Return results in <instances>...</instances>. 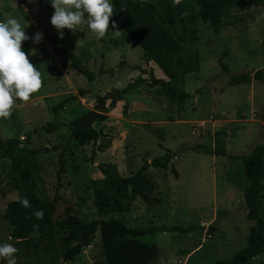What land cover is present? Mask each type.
<instances>
[{
    "label": "rangeland",
    "instance_id": "obj_1",
    "mask_svg": "<svg viewBox=\"0 0 264 264\" xmlns=\"http://www.w3.org/2000/svg\"><path fill=\"white\" fill-rule=\"evenodd\" d=\"M16 1L22 4L30 29L43 36L39 45L30 48L36 54L28 55L42 73V88L27 103L16 102L10 118L0 119V143L19 141L9 151L0 147V244L11 243L18 249L17 264H48L51 258L61 264H105L99 231L68 262L63 261V231L55 235L50 252L9 239L12 227L3 214L7 204L24 192L20 171L26 165L39 198L50 201L58 195L56 221L69 210L85 222L117 219L127 227L156 229L133 240L148 249L146 264H212L243 249L253 225L246 217L243 197L249 181L239 160L208 154L204 148L221 147L230 155L245 156L264 144V83H229L233 76L264 69V4L226 8L216 35L198 19L192 26L177 27L185 42L156 48L146 62L136 43L122 39L113 17L102 39L87 28L76 33L64 29L60 39L50 23L54 9L49 0ZM8 18L25 21L15 0H0V22ZM113 22L119 31L112 29ZM64 48L95 74L92 82L76 72L65 55L57 54ZM151 75L190 97L174 101V110L168 112L167 98L159 86L151 85ZM138 79L140 85L128 87ZM113 90L120 93L112 97ZM70 96L73 99L61 111L52 112L54 105ZM101 99L105 100L102 110L98 109ZM91 111L106 119L91 126L100 132L98 140L79 146L69 124ZM48 124L58 128L47 131ZM166 151L173 155L171 164L179 177L175 179L170 165L148 167L146 174L158 192L147 203L121 179ZM18 154L22 161L14 168ZM97 182L113 195L122 191L128 211L100 212ZM261 201L264 206V193ZM260 216L264 219V209ZM252 264H264V254Z\"/></svg>",
    "mask_w": 264,
    "mask_h": 264
},
{
    "label": "trees",
    "instance_id": "obj_2",
    "mask_svg": "<svg viewBox=\"0 0 264 264\" xmlns=\"http://www.w3.org/2000/svg\"><path fill=\"white\" fill-rule=\"evenodd\" d=\"M24 1V0H22ZM114 6L113 19L121 30V37L124 41L130 40L136 43L143 51L146 62L151 60L153 51L163 45L173 43L183 44L185 39L183 33L177 27H188L195 24L196 20L207 23L212 32L216 35L221 30L223 12L226 8L236 4L239 6L262 5L263 0H181V3L173 7V0H111ZM24 19L27 17L22 4L17 5ZM30 37V25L25 29ZM31 39L23 42L22 50L29 54ZM57 54L65 55L70 61L72 68L82 74L90 83L95 74L87 70L81 61L74 56L68 48H64ZM219 65L224 71H228L226 64L220 59ZM168 66V65H166ZM167 71V69H165ZM170 72V71H169ZM152 76L151 85L159 86L161 93L167 98L166 109L168 112L174 110V101H185L190 95L186 92L178 93L169 82L157 79ZM251 81L264 83V69H259L252 74H240L230 78L231 85L243 84ZM141 80L130 84L129 88L137 87ZM81 90L78 91L80 95ZM73 99V96L61 100L52 107L53 113L61 111L66 104ZM20 102V101H17ZM81 120L73 121L69 124L72 138L79 146L95 143L100 132L92 127L82 126ZM58 125L46 126L47 131L57 129ZM19 146L17 139H8L0 143V147L12 150ZM159 147H162L159 144ZM204 151L212 155H221L230 159L239 160L242 163L244 172L249 181V186L244 192V202L246 217L253 221L247 237L246 246L226 261H217L212 264H252L253 261L264 254V219L260 216L264 209L261 198L264 193L262 180L264 179V144L256 146L245 156H233L227 153L224 148H204ZM33 153H36L33 150ZM173 155L168 151L162 156L154 158L150 164L145 163L136 172L123 177L121 181L130 187L131 193L141 198L147 203L152 202V196L156 194L157 185L147 174L148 167L166 169L170 165V170L178 179L179 174L171 164ZM22 161V154L12 161V167L17 168ZM60 169L64 171L63 160L60 156ZM20 180L23 183L24 192L22 196L10 201L6 206L3 218L11 225L12 230L9 237L13 241L21 243L27 247L32 244L33 249L42 247L45 252H50L54 248L55 235L63 231L62 239L66 250L63 261L68 262L81 253L83 248L90 245V240L97 231L100 232L102 255L105 264H146L148 249L140 246L133 240L156 231L154 228L135 229L125 226L117 219L85 222L76 214L66 210V216L61 221H56L54 214L58 195L50 201H43L36 193V185L30 180L29 167L26 165L20 171ZM96 206L103 214L125 213L128 211V204L122 191L115 195L111 194L101 182L95 184ZM27 199L31 207H23L20 201ZM43 211V219H37L32 213ZM39 225L38 228H34ZM176 229V228H172ZM165 232L167 229L161 228ZM183 231V230H180ZM186 231V230H185ZM48 264L56 263L51 258Z\"/></svg>",
    "mask_w": 264,
    "mask_h": 264
},
{
    "label": "clouds",
    "instance_id": "obj_3",
    "mask_svg": "<svg viewBox=\"0 0 264 264\" xmlns=\"http://www.w3.org/2000/svg\"><path fill=\"white\" fill-rule=\"evenodd\" d=\"M54 13L50 23L57 30L59 38H64V29L73 33L87 28L97 39L106 36L110 28V19L114 12L111 0H49ZM181 0H173V7ZM264 19V16L261 17ZM29 22L22 24L16 18H8L0 22V119H8L17 101L27 103L34 93L43 86L42 73L33 65L28 54L22 50L23 42L30 39L25 29ZM112 29L119 31L115 22ZM33 43H40L42 33L31 37ZM36 49H30L32 55ZM23 207H31L25 198L20 201ZM37 219H43V211L32 213ZM35 225L34 228H38ZM11 239V237H9ZM18 249L11 243L0 244V260L6 264H17Z\"/></svg>",
    "mask_w": 264,
    "mask_h": 264
},
{
    "label": "water",
    "instance_id": "obj_4",
    "mask_svg": "<svg viewBox=\"0 0 264 264\" xmlns=\"http://www.w3.org/2000/svg\"><path fill=\"white\" fill-rule=\"evenodd\" d=\"M120 92L118 90H113L112 92V97H115L117 94H119ZM104 103H105V100L104 99H101L100 100V105L98 106V109L102 110L104 109ZM106 119V117L104 115H102L100 112L98 111H91L90 113H88L86 115L85 118L82 119L81 121V125L82 126H88V127H91L92 124L97 121V120H100V121H104Z\"/></svg>",
    "mask_w": 264,
    "mask_h": 264
},
{
    "label": "crops",
    "instance_id": "obj_5",
    "mask_svg": "<svg viewBox=\"0 0 264 264\" xmlns=\"http://www.w3.org/2000/svg\"><path fill=\"white\" fill-rule=\"evenodd\" d=\"M15 4L16 5H18L17 4V1L15 0ZM3 9H8V7H6L5 5H3ZM25 11V10H24ZM28 21V20H27ZM25 22V21H24ZM29 25H31V22L29 23ZM40 33V32H39ZM34 34H35V31H33L32 29H31V31H30V39H31V37H33L34 36ZM41 43V42H40ZM40 43H33V41H32V39H31V46H30V48H32L33 46V44L35 45V46H37V45H39ZM30 50V49H29ZM29 55V54H28ZM37 57L38 58H41V55H37Z\"/></svg>",
    "mask_w": 264,
    "mask_h": 264
}]
</instances>
